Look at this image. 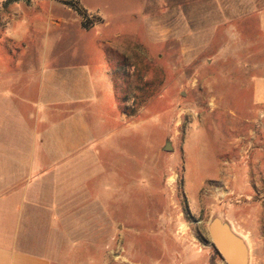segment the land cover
<instances>
[{
	"label": "rangeland",
	"instance_id": "1",
	"mask_svg": "<svg viewBox=\"0 0 264 264\" xmlns=\"http://www.w3.org/2000/svg\"><path fill=\"white\" fill-rule=\"evenodd\" d=\"M80 1L110 21V35L101 36L110 38L113 60L88 63V119L96 125L102 115L105 127L93 151L72 163L71 198L60 193L53 264H226L211 260L215 217L245 241L247 264H264V174L245 172V143L237 140L229 156L226 126L237 139L246 131L222 109L251 100V76L264 62V0ZM10 16L0 12V82L13 66L25 80L41 65V33L28 28L23 42L11 40ZM4 89L0 83V147L10 154L22 112Z\"/></svg>",
	"mask_w": 264,
	"mask_h": 264
},
{
	"label": "crops",
	"instance_id": "2",
	"mask_svg": "<svg viewBox=\"0 0 264 264\" xmlns=\"http://www.w3.org/2000/svg\"><path fill=\"white\" fill-rule=\"evenodd\" d=\"M29 1L31 5L25 0L0 5V12L12 15L4 20L11 40L23 42V30L28 28L42 37L37 44L41 55L38 70L24 80L21 66L20 72L13 66L0 82L5 87L3 93L9 95L8 101L17 97L22 104L16 105L22 113L14 129L13 153L8 154L9 147H0V264H53L54 214L60 193L71 198L72 163L93 151L95 134L105 127L102 115L96 125L88 119L94 93L88 63L96 58L106 64L113 60L106 49L107 44L112 45L110 38L101 36L112 31L108 19L84 27L78 14L63 0ZM78 2L102 16L98 6ZM261 28L264 30V21ZM255 72L250 80L249 103L224 101L222 109L228 121L240 117L246 131L237 139L232 135L233 127L226 126L229 156L237 140L245 143L239 154L248 159L244 162L248 163L245 172L264 174V62L256 64ZM25 107L32 119H25ZM243 109L249 112L242 114Z\"/></svg>",
	"mask_w": 264,
	"mask_h": 264
},
{
	"label": "water",
	"instance_id": "3",
	"mask_svg": "<svg viewBox=\"0 0 264 264\" xmlns=\"http://www.w3.org/2000/svg\"><path fill=\"white\" fill-rule=\"evenodd\" d=\"M163 148L164 150L171 149V142L166 141ZM207 229L210 243L217 250L223 262L226 264H247V245L227 222L215 217L210 220Z\"/></svg>",
	"mask_w": 264,
	"mask_h": 264
},
{
	"label": "built area",
	"instance_id": "4",
	"mask_svg": "<svg viewBox=\"0 0 264 264\" xmlns=\"http://www.w3.org/2000/svg\"><path fill=\"white\" fill-rule=\"evenodd\" d=\"M65 1L64 5L78 14L82 25H85V27H92L99 22L97 13L82 8L80 4L73 0Z\"/></svg>",
	"mask_w": 264,
	"mask_h": 264
},
{
	"label": "trees",
	"instance_id": "5",
	"mask_svg": "<svg viewBox=\"0 0 264 264\" xmlns=\"http://www.w3.org/2000/svg\"><path fill=\"white\" fill-rule=\"evenodd\" d=\"M27 1H29V0H27ZM63 3H65L66 1L65 0H63L62 1ZM84 27H85V25H83ZM119 69V68H118ZM113 70H114V72H118L117 71V67H115V68H113ZM114 78L116 79L117 77L116 76H114ZM120 96H121V101L122 102H124L126 99H125V97H126V95H125V93H124V91L121 89V92H120ZM131 97L134 99V100H136V99H139L141 96H139V95H137V94H131ZM146 97H147V95H146ZM214 250H215V254L214 255H212L211 256V260H213L216 256H218L219 257V254H218V252H217V250L214 248ZM220 258V257H219Z\"/></svg>",
	"mask_w": 264,
	"mask_h": 264
}]
</instances>
